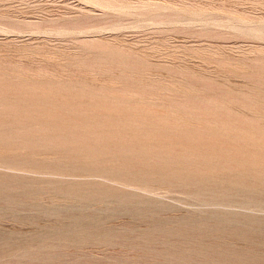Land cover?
<instances>
[{
	"label": "rangeland",
	"instance_id": "rangeland-1",
	"mask_svg": "<svg viewBox=\"0 0 264 264\" xmlns=\"http://www.w3.org/2000/svg\"><path fill=\"white\" fill-rule=\"evenodd\" d=\"M263 192L264 0H0V264H264Z\"/></svg>",
	"mask_w": 264,
	"mask_h": 264
},
{
	"label": "bare ground",
	"instance_id": "bare-ground-1",
	"mask_svg": "<svg viewBox=\"0 0 264 264\" xmlns=\"http://www.w3.org/2000/svg\"><path fill=\"white\" fill-rule=\"evenodd\" d=\"M110 6H111V5H110ZM123 7H124V6H123ZM161 7H162V6H161ZM157 8H158V7H157ZM129 9H130V8H129ZM108 10H109V9H108ZM154 12H155V11H154ZM160 16H161V15H160ZM162 18H163V17H162ZM158 22H160V21H158ZM229 126H230V125H229ZM115 127H116V126H115ZM122 128H123V127H122ZM154 128H155V127H154ZM154 128H153V129H154ZM97 129H98V128H97ZM118 129H119V128H118ZM125 129H126V128H125ZM127 129H128V128H127ZM99 130H100V129H99ZM108 130H111V129H108ZM114 130H115V128H114ZM120 130H121V129H120ZM120 130H119V131H120ZM116 131H117V130H116ZM100 132H101V131H100ZM113 132H115V131H113ZM86 133H87V132H86ZM119 133H120V132H119ZM121 133H122V132H121ZM121 133H120V135H121ZM124 134H126V133H124ZM117 135H118V134H117ZM134 135H135V134H134ZM136 135H137V134H136ZM136 135H135V136H136ZM139 135H140V134H139ZM135 136H134V137H135ZM134 137H133V138H134ZM138 137H139V136H138ZM140 137H141V136H140ZM144 137H145V136H144ZM131 138H132V137H131ZM247 138H248V137H247ZM65 139H66V138H65ZM136 139H138V138H136ZM136 139H135V140H136ZM149 139H150V138H149ZM149 139H148V140H149ZM81 140H82V139H81ZM81 140H80V141H81ZM90 140H91V139H90ZM93 140H94V139H93ZM123 140H124V138H123ZM127 140H128V139H127ZM130 140H131V139H130ZM130 140H129V141H130ZM82 141H83V140H82ZM97 141H98V140H97ZM116 141H117V140H116ZM131 141H132V140H131ZM131 141H130V142H131ZM139 141H141V140H139ZM249 141H250V140H249ZM130 142H129V143H130ZM155 142H156V141H155ZM68 143H69V142H68ZM137 143H138V142H137ZM142 143H143V142H142ZM142 143H141V144H142ZM134 144H135V143H134ZM138 144H139V143H138ZM147 144H148V143H147ZM152 144H153V143H152ZM160 144H161V143H160ZM87 145H89V144H87ZM91 145H93V144H91ZM114 145H115V144H114ZM116 145H117V144H116ZM124 145H125V143H124ZM143 145H144V144H143ZM125 146H126V145H125ZM128 146H129V145H128ZM139 146H140V145H139ZM139 146H138V147H139ZM149 146H150V145H149ZM55 147H56V146H55ZM106 147H107V146H106ZM120 147H121V145H120ZM146 147H147V146H146ZM152 147H153V146H152ZM116 148H117V147H116ZM116 148H115V149H116ZM125 148H126V147H125ZM130 148H133V147H131V145H130ZM147 148H148V147H147ZM147 148H146V150H148ZM155 148H156V147H155ZM173 148H174V147H173ZM65 149H66V148H65ZM98 149H99V148H98ZM103 149H104V147H103ZM118 149H120V148H118ZM123 149H124V148H123ZM128 149H129V148H128ZM128 149H127V150H128ZM136 149H137V147L135 148V150H136ZM159 149H160V148H159ZM171 149H172V147H171ZM121 150H122V148H121ZM124 150H125V149H124ZM132 150H134V149H132ZM138 150H140V148H139ZM153 150H155V149L153 148ZM221 150H222V149H221ZM130 151H131V150H130ZM136 151H137V150H136ZM126 152H127V151H126ZM154 152H155V151H154ZM157 152H158V151H157ZM121 153H122V152H121ZM124 153H125V152H124ZM124 153H123V155H124ZM128 153H129V152H128ZM132 153L134 154V152H132ZM165 153H166V152H165ZM235 153H236V152H235ZM86 154H87V153H86ZM110 154H112V153H110ZM110 154H109V155H110ZM116 154H117V152H116ZM135 154H136V153H135ZM156 154H157V153H156ZM167 154H168V152H167ZM169 154H171V153L169 152ZM83 155H84V154H83ZM99 155H100V154H99ZM118 155H119V154H118ZM127 155H128V154H127ZM168 156H169V155H168ZM178 156H180V155H178ZM131 157H132V156H131ZM134 157H135V156H134ZM114 158H116V156L113 157V159H114ZM183 158H185V157H183ZM183 158H182V160H183ZM209 158H210V157H209ZM238 158H239V157H237V160H238ZM74 159H75V158H74ZM154 159H155V158H154ZM180 159H181V157H180ZM207 159H208V158H207ZM212 159H213V158H212ZM240 159H241V158H240ZM65 160H66V158H65ZM146 160H147V159H146ZM150 160H152V159H150ZM243 160H244V159H243ZM66 161H67V160H66ZM112 161H113V160H112ZM115 161H116V160H115ZM131 161H132V160H131ZM131 161H130V162H131ZM213 161H214V160H213ZM213 161H212V162H213ZM221 161H222V160H221ZM221 161H220V163H221ZM230 161H231V160H230ZM247 161H249V160H247ZM250 161H251V160H250ZM208 162H209V161H208ZM232 162H233V161H232ZM232 162H231V163H232ZM237 162H238V161H237ZM242 162H243V161H242ZM141 163H142V160H141ZM143 163H144V162H143ZM146 163H147V162H146ZM148 163H149V162H148ZM150 163H152V162L150 161ZM150 163H149V165H150ZM179 163H180V162H179ZM182 163H183V162H182ZM186 163H187V162H186ZM196 163H197V162H196ZM218 163H219V162H218ZM218 163H217V164H218ZM239 163H240V162H239ZM248 163H252V162H248ZM248 163H247V164H248ZM112 164H113V163H112ZM118 164H119V163H118ZM123 164H125V163H123ZM129 164H130V163H129ZM132 164H133V163H132ZM138 164H139V163H138ZM180 164H181V163H180ZM193 164H194V163H193ZM193 164H192V165H193ZM214 164H215V163H214ZM221 164H222V163H221ZM221 164H220V165H221ZM225 164H226V163H225ZM234 164H235V163H234ZM136 165H137V164H136ZM144 165L147 166V164H144ZM154 165H155V164H154ZM157 165H158V164H156V166H157ZM159 165H160V164H159ZM159 165H158V166H159ZM178 165H179V164H178ZM203 165H204V163H203ZM207 165H208V164H207ZM223 165H224V164H223ZM237 165H239V164H237ZM244 165H245V164H244ZM253 165H254V164H253ZM257 165H258V164H257ZM119 166H120V165H119ZM121 166H122V165H121ZM205 166H206V165H205ZM227 166H228V164H227ZM231 166H232V165H231ZM231 166H230V167H231ZM233 166H234V165H233ZM242 166H243V165H242ZM242 166H241V167H242ZM245 166H248V165H245ZM107 167H108V166H107ZM114 167H115V166H114ZM117 167H118V166H117ZM128 167H129V166H128ZM135 167H136V166H135ZM139 167H141V166H139ZM143 167H144V166H143ZM143 167H142V168H143ZM152 167H153V166H152ZM161 167H162V166H161ZM165 167H167V165H166ZM200 167H201V166H200ZM210 167H211V166H210ZM228 167H229V166H228ZM238 167H239V166H238ZM248 167H250V166H248ZM254 167H256V164L254 165ZM112 168H113V167H112ZM131 168H132V167H131ZM133 168H134V166H133ZM136 168H137V167H136ZM158 168H159V167H158ZM158 168H157V169H158ZM163 168H164V167H163ZM189 168H190V167H189ZM207 168H208V167H207ZM207 168H205V169H207ZM213 168H214V167H213ZM225 168H226V165H225ZM104 169H105V168H104ZM117 169H118V168H117ZM124 169H125V168H124ZM127 169H128V168H127ZM134 169H135V168H134ZM157 169H155V171H157ZM175 169H177V167H176ZM200 169H202V168H200ZM205 169H204V172H205ZM115 170H116V167H115ZM118 170H119V169H118ZM136 170H137V169H136ZM139 170H140V169H139ZM143 170H144V169H143ZM151 170H153V169H151ZM158 170H159V169H158ZM165 170H166V169H164V173H165ZM202 170H203V169H202ZM245 170H246V169H245ZM245 170H244V171H245ZM126 171H128V170H126ZM199 171H200V170H199ZM208 171H209V170H208ZM247 171H248V170H247ZM124 172H125V170H124ZM136 172H137V171H136ZM167 172H168V171H167ZM169 172H170V171H169ZM175 172H176V171H175ZM175 172H173V173L175 174ZM179 172H180V174H181V171H179ZM179 172H178V173H179ZM206 172H207V171H206ZM245 172H246V171H245ZM110 173H111V171H110ZM148 173H149V172H148ZM184 173H185V172H184ZM111 174H112V173H111ZM144 174H145V173H144ZM153 174H154V172L152 173V175H153ZM159 174H160V173H159ZM174 174H173V176H175ZM189 174H190V173H188L187 175H189ZM201 174H202V172H201ZM251 174H252V173H251ZM257 174H258V173H257ZM145 175H147V174H145ZM150 175H151V174H150ZM152 175H151V176H152ZM157 175H158V173H157ZM181 175H182V174H181ZM184 175H185V174H184ZM187 175H186V176H187ZM238 175H239V174H238ZM254 175H255V174H254ZM138 176H139V175H138ZM162 176H163V175H162ZM171 176H172V175H171ZM232 177H233V176H232ZM108 178H109V177H108ZM229 179H231V178H229ZM229 179H228V180H229ZM231 180H232V179H231ZM224 181H225V180H224ZM234 181H235V180H234ZM238 181H239V180H238ZM134 182H136V181H134ZM202 182H203V181H202ZM226 182H227V181H226ZM228 182H229V181H228ZM228 182H227V184H228ZM230 182H231V181H230ZM232 182H233V181H232ZM103 183H104V182H103ZM114 183H115V182H114ZM132 183H133V182H132ZM199 183H200V182H199ZM206 183H208V182H206ZM206 183H205V185H206ZM210 183H211V182H210ZM210 183H209V185H210ZM224 183H225V182H224ZM224 183H223V184H224ZM104 184H105V183H104ZM104 184H103V185H104ZM138 184H139V183H138ZM142 184H143V183H142ZM212 184H214V183H212ZM217 184H221V183H217ZM231 184H232V183H231ZM234 184H235V183H233V185H234ZM236 184H237V182H236ZM238 184H239V183H238ZM238 184H237V185H238ZM198 185H199V184H198ZM202 185H203V184H202ZM237 185H235V186L237 187ZM241 185H242V184H241ZM8 186H9V185H8ZM130 186H131V184H130ZM139 186H141V185H139ZM142 186H143V185H142ZM142 186H141V187H142ZM148 186H149V185H148ZM214 186H215V185H214ZM141 187H140V188H141ZM146 187H147V184H146ZM152 187H153V186H152ZM194 187H195V186H194ZM199 187H200V186H199ZM202 187H204V186H202ZM207 187H208V186H207ZM210 187H211V186H210ZM210 187H209V188H210ZM228 187H229V185H228ZM246 187H247V186H246ZM6 188H8V187L6 186ZM27 188H28V187H27ZM149 188H150V187H149ZM153 188H154V187H153ZM186 188H187V187H186ZM189 188H190V187H189ZM197 188H198V187H197ZM200 188H201V187H200ZM222 188H223V186H222ZM224 188H225V187H224ZM232 188H233V187H232ZM232 188H231V189H232ZM253 188H254V187H253ZM256 188L258 189L259 187H255L254 189H256ZM179 189H180V188H179ZM179 189H178V190H179ZM192 189L194 190V188H192ZM198 189H199V188H198ZM198 189H196V190H198ZM226 189H228V188H226ZM246 189H247V188H246ZM257 189H256V190H257ZM259 189H260V188H259ZM133 190H134V189H133ZM175 190H176V189H175ZM178 190H177V192H178ZM183 190H184V189H183ZM207 190H208V189H207ZM213 190H214V189H213ZM221 190H222V189H221ZM223 190H224V189H223ZM228 190H229V189H228ZM228 190H227V191H228ZM235 190H236V189H235ZM237 190H238V189H237ZM242 190H243V189H242ZM242 190H241V191H242ZM252 190H253V189H252ZM114 191H115V190H114ZM158 191H159V190H158ZM179 191H180V190H179ZM209 191H210V190H209ZM233 191H234V190H233ZM243 191H244V190H243ZM259 191H260V190H258V192H259ZM130 192H131V191H130ZM130 192H129V193H130ZM147 192H148V191H147ZM147 192H146V193H147ZM173 192H174V191H173ZM173 192H171V193H173ZM177 192H176L175 194H177ZM182 192H183V191H182ZM182 192H181V193H182ZM186 192H187V190H186ZM197 192H198V191H197ZM197 192H196V194H197ZM235 192H236V191H235ZM237 192H238V191H237ZM248 192H249V191H248ZM250 192H251V191H250ZM115 193H116V192H115ZM129 193H128V194H129ZM189 193H190V191H189ZM192 193H194V192H192ZM233 193H234V192H233ZM239 193H240V192H239ZM241 193H242V192H241ZM130 194H132V192H131ZM130 194H129V195H130ZM142 194H145V193H142ZM201 194H203V192H202ZM204 194H205V193H204ZM215 194H216V193H215ZM222 194H223V193H222ZM247 194H248V193H247ZM173 195H174V194H173ZM210 195H211V194H210ZM218 195H219V194H218ZM227 195H228V194H227ZM248 195H249V194H248ZM263 195H264V192H263ZM136 196H137V195H136ZM139 196H140V195H139ZM139 196H137V197H139ZM196 196H197V195H196ZM198 196H199V195H198ZM200 196H201V195H200ZM202 196H203V195H202ZM214 196H215V195H213V197H214ZM225 196H226V195H225ZM244 196H246V195L244 194ZM251 196H253V195H251ZM255 196H256V194H255ZM255 196H254L253 198H255ZM117 197H118V196H117ZM132 197H134V196H132ZM142 197H143V196H142ZM118 198H119V197H118ZM139 198H140V197H139ZM139 198H138V199H139ZM188 198H189V197H188ZM198 198H199V197H198ZM200 198H201V197H200ZM138 199L133 200V201H137ZM144 199H145V198H144ZM134 203L137 204L136 202H134ZM138 203H140V202H138ZM238 222H239V221H238ZM242 222H243V221H242ZM251 223H252V222H251ZM254 223H255V222H254ZM225 224H226V223H225ZM240 224H241V223L239 222V225H240ZM257 224H258V223H257ZM236 225H237V224H236ZM246 225H247V224H246ZM241 226H242V225H241ZM243 226H245V225H243ZM260 226H261V225H260ZM260 226H259V227H260ZM262 226H263V223H262ZM262 226H261V229H262ZM255 227H256V226H255Z\"/></svg>",
	"mask_w": 264,
	"mask_h": 264
}]
</instances>
